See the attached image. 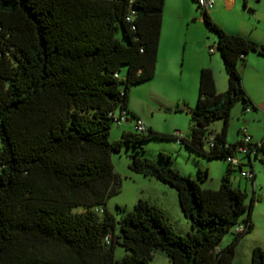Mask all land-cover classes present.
<instances>
[{"label":"trees","instance_id":"obj_1","mask_svg":"<svg viewBox=\"0 0 264 264\" xmlns=\"http://www.w3.org/2000/svg\"><path fill=\"white\" fill-rule=\"evenodd\" d=\"M165 1L0 0V264H149L157 250L172 264H234L240 238L254 229L256 195L248 202L247 190L232 182L234 170H249L254 188L249 156L229 162L218 189L204 186L208 171L195 178L173 167L168 152H159L162 163L131 156L134 172L177 190L192 227L185 235L146 199L120 218L93 208L122 188L112 154L124 144L143 152L147 139H174L192 154L227 159L239 144L227 138L233 107L255 108L240 64L251 52L264 57V45L202 11L217 33L228 88L219 92L205 67L190 135L135 127L111 139L117 117L134 125L140 118L129 108L131 88L156 75ZM216 120L221 131L211 129ZM117 246L128 251L120 259ZM251 264H264L262 247Z\"/></svg>","mask_w":264,"mask_h":264},{"label":"rangeland","instance_id":"obj_2","mask_svg":"<svg viewBox=\"0 0 264 264\" xmlns=\"http://www.w3.org/2000/svg\"><path fill=\"white\" fill-rule=\"evenodd\" d=\"M222 1L223 0H217L216 9L218 8V10L215 15H211V18L215 22L220 24L226 30L228 29L231 32H241L246 36H248L247 34L252 33H262L261 31L264 29V0H261L262 2L258 0H248V3L246 4H244L243 0H237L238 3L233 9H225ZM193 3L197 9V19H200L201 22L195 20L191 32L187 31L186 26L184 25L176 33V41L179 44L181 52H184V48L187 44V63L191 61L192 58L199 59L200 53L198 52V47L204 39L209 42L211 47L217 48V53L219 52L217 33L211 30L208 24L202 19L203 12L199 8L198 2L193 0ZM212 11L213 10H211V12ZM166 25L163 36L173 39L175 30L169 17L167 18ZM119 37L122 38L121 33H119ZM214 40L216 41L213 42ZM193 53L195 55H192ZM125 71L126 67L124 68V72ZM180 82L181 81L175 79L164 80L163 78L156 76V78L154 77L149 81L137 83L131 88L130 102L132 106L138 108L141 115H143L148 124H150L149 126L153 125L157 131L175 133V114L166 112L165 108L167 110L168 106L172 105L171 101L179 96ZM188 82L189 81L184 83L188 84ZM152 110L154 113H151ZM249 116L250 113L244 109L243 102H237L231 113L228 141L232 143L239 141L240 134L238 131L240 128L248 126L245 119H248ZM124 124H126V122ZM127 125L129 126L128 128L130 131L135 132L134 120H131ZM223 125V120H216L211 124V129L214 131H221ZM254 126L258 131H261V127ZM119 129H121V127L116 122H113L111 139L119 138V136H121L117 134V130ZM141 143L145 148V151L143 152L139 150L136 151L134 146L124 144L121 151L112 154L115 170L122 179V188L119 192L111 196L106 203L98 204L93 208L96 210L99 208H105V212H98L101 217L105 216L106 212H110L120 218L122 214L130 212L138 200L146 199L154 204H163L166 207L170 218L175 222L177 230L185 235L192 230V227L190 220L185 216L180 206L177 190L155 177L145 176L144 174L134 172L130 168L131 156L138 155L141 157H148L162 163L165 161H161L159 158V152H168L173 158L171 165L184 174L198 178L199 169L204 172L208 171V176L205 178L203 184L212 189H218L220 187L223 176L227 171L229 161L223 158L210 159L203 155L192 154L185 145L180 144L174 139H147ZM0 146H2L1 140ZM262 159H264V151L260 153L258 158L253 159L254 170L256 173L254 188L252 182L242 176L239 169L234 170L232 173L233 185L240 186L247 190V201L250 202L254 194L257 198L252 213L254 229L240 238L236 247L234 264H251L253 249L256 246H260L264 249V162ZM245 169H250V166H245ZM83 208V206H78L75 210L81 211ZM246 216L247 212L242 215L241 221ZM234 229L223 239L221 243L223 246L227 247L233 241L235 236ZM127 252L128 251L124 247L117 246L115 257L120 259L125 256ZM149 264L172 263L166 252L157 250L154 254V258Z\"/></svg>","mask_w":264,"mask_h":264},{"label":"crops","instance_id":"obj_3","mask_svg":"<svg viewBox=\"0 0 264 264\" xmlns=\"http://www.w3.org/2000/svg\"><path fill=\"white\" fill-rule=\"evenodd\" d=\"M243 1L244 4L248 3V0H243ZM222 2H223L222 4L225 6V9H233L236 7L238 3L237 0H223ZM216 4H217V0H216ZM216 4L215 7L212 9L213 11L212 12L209 11L210 16L215 15V13L217 12L218 8L216 9ZM168 17L171 23L173 24L175 30L173 39L170 37L163 36V32L165 30V27L167 26L166 24ZM202 19L204 20L203 16ZM195 20L201 22L200 19L199 20L197 19V9L193 3V0L165 1L163 27L161 33L155 78L156 76H158L160 78H163L164 80L175 79L181 81L179 84L180 85L179 86L180 93H178L179 96H177L173 101H171L172 105L171 106L169 105L167 110L165 108L166 112L175 114L174 115L175 116L174 126L176 127L175 133H179L181 136H188L190 135L191 132L192 123H193L191 112H188L186 109H184V107H189L191 108L192 111V109L197 104L199 97L201 70L205 67L212 68L214 72L216 88L219 92H223L228 88V75L224 67L223 59L220 53L219 52L217 53V48L215 49L214 52H211L210 51L211 45L209 44V42H207L204 39L201 45L198 47L199 48L198 52L200 53L199 59L197 58L194 59L191 56L192 60L189 61L188 63L186 61L187 44L186 47L184 48V52H181V50L179 49V44L176 41L177 40L176 33L184 25L186 26L187 31L191 32L193 30V25L195 24L194 23ZM228 31L231 32L230 30ZM261 32H262L261 34L252 33L247 35L264 45V29ZM235 33H241V32H235ZM215 41L216 40H214L213 42ZM191 51H192V47H191ZM192 55L195 54L193 53ZM240 70L243 77V83L245 89L249 94V96L251 97L255 105V108L251 110H246L247 112L250 113L249 118L245 119L248 126L244 128H240L238 132L240 134V139H241V137L243 136V130L246 129L247 133L252 136L253 140L256 141L263 138L264 136V57L255 52H251L247 54L245 60L240 64ZM187 81H189L188 84H185ZM163 94H164V89H163ZM129 108L136 116L145 120L148 126L150 125L148 124L146 118L143 115H141L140 110L132 106L130 101H129ZM151 113H154V111L152 110ZM130 121L131 120L126 118L125 120H123L121 124H118L121 127V129L117 130L118 135L122 136V134L125 131H130L128 128L129 126L127 125L128 123H130ZM125 122L126 124H124ZM254 125L261 127V131H258ZM149 127L155 130L153 125ZM121 136H119V138ZM258 157L252 156L251 158L248 159V162L251 161L254 167L253 159ZM160 206H162L165 209L166 213L168 214L166 207L163 204H160Z\"/></svg>","mask_w":264,"mask_h":264},{"label":"built area","instance_id":"obj_4","mask_svg":"<svg viewBox=\"0 0 264 264\" xmlns=\"http://www.w3.org/2000/svg\"><path fill=\"white\" fill-rule=\"evenodd\" d=\"M199 7L204 12L211 11L216 4V0H198ZM215 47H211L210 51L214 52ZM251 110V109H248ZM126 119L125 114H122L121 117L116 118V123L121 124L123 120ZM135 127L138 131H145L148 129V125L145 120L139 118L136 121ZM264 148V137L259 140H253L252 136L249 135L246 129L243 130V136L239 140V144L233 154L229 155L227 160L233 165H239L243 162L246 156L252 157L258 153L259 150ZM242 176L246 178H252L253 173L249 170L242 172ZM255 185V184H254ZM244 225H239L236 230L243 231Z\"/></svg>","mask_w":264,"mask_h":264},{"label":"water","instance_id":"obj_5","mask_svg":"<svg viewBox=\"0 0 264 264\" xmlns=\"http://www.w3.org/2000/svg\"><path fill=\"white\" fill-rule=\"evenodd\" d=\"M184 109H186L188 112H191V108L189 107H184Z\"/></svg>","mask_w":264,"mask_h":264}]
</instances>
